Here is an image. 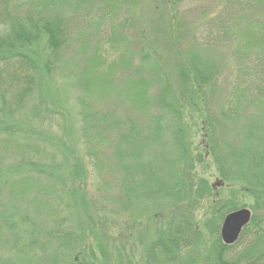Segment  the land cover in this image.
Returning a JSON list of instances; mask_svg holds the SVG:
<instances>
[{"label":"trees","instance_id":"1","mask_svg":"<svg viewBox=\"0 0 264 264\" xmlns=\"http://www.w3.org/2000/svg\"><path fill=\"white\" fill-rule=\"evenodd\" d=\"M163 1L168 7L169 50L161 51L162 55L153 49L157 47L153 43V48L149 43H136V46L131 43L130 35L133 30L130 29L134 28L137 20L131 10L138 5L139 0H0V117L26 110L28 127L37 132L36 136L30 135L25 141L27 145H22L23 155L18 160L20 164L11 170L14 172L12 175L19 174L10 184L12 199L34 190L37 196L31 203L35 206V214H40L45 209L59 214L61 210L71 206L77 211L82 210L89 218L86 221L89 223V232L100 237L102 232L99 224L104 221L95 219L93 211L96 214V210L102 209L98 206V195L102 191L111 190L110 180L120 179L126 182V188L123 189L127 191L130 200L128 205H132L130 198L136 192L135 196L144 201L172 198L171 208H175L179 196L172 191L176 190L177 182H162L154 190L146 182H135L134 178L141 174L143 180L152 181L157 174L156 170L161 172L165 169L170 172L169 175L194 176L196 166L203 165L206 161L204 153L195 152L198 147H208L219 163L218 170L222 179L229 177L228 168L232 167L251 173L255 178L264 176V0H217L211 6L206 5L197 15L194 10L182 15L178 13L184 0ZM200 7L203 5L197 8ZM149 8L148 6L146 10H150ZM156 11L159 13L157 9ZM161 12L156 16L160 24L166 20ZM189 17L198 20L199 24L191 23ZM141 19L144 23H141ZM141 19L139 17L137 23L145 26L142 33L146 31L151 35L143 14ZM207 23L214 26V29L211 27L214 47H201L197 38V33H201ZM158 25L154 22L153 27ZM73 41L78 43L75 53L82 60L81 71L76 74L75 80L80 93L75 99L79 105L76 115L81 122L77 135L79 133L80 143L87 151L90 176H86V162L78 154L74 161L68 157L76 153L75 141L78 138L74 131L75 115L65 106L67 96L60 92L56 80H52L54 77L37 78L41 70L49 74L55 69V63L67 61L62 58H65L64 52L72 48ZM41 44L44 45L42 49L45 47L48 52L46 61L38 57ZM221 47L223 51H231L234 58L233 78L226 81L228 86L225 91L218 85L223 74L220 73V61L215 58L220 55L215 53ZM150 48L157 54L153 56ZM173 57L174 67L179 72L177 89L172 87V80L168 79L163 68L173 65ZM78 59L75 58V61ZM152 61L155 66L151 65ZM145 72H148V77L144 75ZM7 78L10 80H3ZM206 88L209 89V102L205 100ZM154 89L159 95L152 97L150 93ZM93 100L95 103L100 102L98 108ZM187 110L193 111L190 116L196 117L195 124L185 122ZM50 111L63 113L65 123L62 125V134L55 135L47 131L53 129L51 126L54 117L49 114ZM250 111L254 115H251L247 124L250 127L248 130L254 133L251 137L255 142L248 141L254 144L245 143L236 147L232 143H225L226 150L223 154L219 152L216 132L227 134L229 127L240 123L246 117L244 112ZM199 122L202 124L200 132H203L204 137L195 148L192 146V139L194 128ZM0 123L3 122L0 120ZM8 130L4 127L0 131L5 134L1 139L3 151L9 150L12 136L22 138L20 131L15 135V130H12L10 135ZM169 134L173 136V142L169 144L167 140L169 146H166ZM49 143L57 144L54 146L59 149L61 157L48 153L50 158L45 159L47 161H35L33 151L45 149L42 144L47 146ZM65 152L69 154L66 156ZM144 153L150 157L145 159ZM48 155L45 154L46 157ZM1 162L0 159V191L10 181H7L9 176L4 171L9 165ZM26 172L32 174L26 176ZM4 177H7L6 181L3 180ZM48 177L50 179L45 182L44 179ZM53 179L60 181L63 186L68 184L66 192L61 191ZM180 182H183V190H186L193 201L212 193L211 185L215 184L202 178L199 179L200 186H196L197 188L194 184V187L188 184L186 188V180L183 178ZM83 183L87 188L90 185V190L98 193L89 197L86 195L87 189L80 185ZM262 192L264 191L252 190L251 194H258L257 198L261 200L264 194ZM215 194H210L211 199L213 197L212 201L218 202ZM184 196L186 195L183 193L182 197ZM226 202L232 205L228 213L245 206L237 205L232 198ZM226 207L227 205L223 206ZM5 211L0 213V235L4 232V226L8 228L10 219L9 214L2 219ZM26 220L29 221L30 218H25ZM82 223L80 234L73 236L69 232L59 231L58 226L54 227L46 232L49 236L46 242H39L33 230L28 232L25 241L22 240L19 234L26 232L20 231V227L12 235L14 238L8 246H0V264H20L17 260L19 254H28L34 246L46 249L41 264H60L62 255L58 249L69 245L68 242L74 241L76 236L77 241L87 239L89 234L86 233V224ZM175 224L170 228L172 236L168 239V251H190L188 258L179 264H264V250L259 247L258 242L254 244L255 247L249 245L245 251L232 258L230 254L232 250L236 251L235 246L240 242L226 245L220 238L199 247L202 244L199 238L201 230L194 223H189L188 227L185 220ZM189 229L193 232L188 235ZM54 237L58 240V247L52 244ZM154 245L156 244H151L148 248L153 251ZM6 247L14 253L9 260L1 256ZM100 249L103 250V247ZM86 252L94 257L91 249L89 252L86 248ZM151 259L154 260V255ZM171 259L177 262L175 257ZM116 262L123 264L119 256ZM73 264L79 262L75 261Z\"/></svg>","mask_w":264,"mask_h":264},{"label":"rangeland","instance_id":"2","mask_svg":"<svg viewBox=\"0 0 264 264\" xmlns=\"http://www.w3.org/2000/svg\"><path fill=\"white\" fill-rule=\"evenodd\" d=\"M213 2H217V0H184L181 6L178 8V13L182 15L184 13H188L191 10H194V13L196 12L195 14L197 15L201 13V10L204 9L206 5L211 6ZM200 5H203V7L197 8ZM148 6L150 7V10L147 11L146 9H148ZM156 9L159 11V13L162 11L161 14L166 17L165 21H161V24L160 20L156 17L157 15H159ZM167 10V4L163 0H139L138 5H136L135 8H132L131 13L137 20L139 19V17L141 19V16L143 14L144 18L147 19L146 21L148 23L151 35L146 33V31H144L143 34L142 30L145 29V26L143 24H138L136 20L134 28L130 29L133 30V34L130 35L131 43L134 44V46H136V43H149L151 48H153L151 44L153 43L157 46L153 49L158 50L161 54V51H168L169 26L168 16L166 12ZM123 13L121 14V18L124 17ZM209 18L212 19V17ZM188 19L191 23L199 24V21L195 20L193 17H189ZM154 22L158 23L159 25L153 27ZM141 23H144L142 22V19ZM211 27L212 29H214V26H211L207 23V29L204 28L201 33L200 31L197 33V38L200 41L201 47H205L208 45H210V47H214L212 45L215 40L213 39V35L211 33ZM42 45L43 44H41V48L38 49V57L42 58L43 61H46L48 52L45 47L44 49H42ZM77 46L78 43L73 41L72 48L68 52H64L63 57L65 58H62V60L67 61L60 62L59 64L55 63V69H53L49 74L41 70L39 72V75H37V78L54 77L52 80H56L55 82L57 83L58 88H60V92L67 96L65 106L69 111H71L73 115H75L74 131L76 132L75 135L78 140L75 141L76 153L68 155L69 153L67 154V152H65V155H68L69 159L74 161V157L78 154V156H80V159L86 162V176H90V171L88 172L87 169V151L84 145L80 143V138L78 137L79 133L77 135V132L80 131L81 122L80 118L76 115L79 105L77 104V101L75 102V99L77 98V96H80V93L77 90L75 80L76 74L79 73L82 68V60L81 58H79V60L77 57L78 54L76 55L75 53V49L77 48ZM151 48L150 52L154 56V54H157V52H154ZM134 49L137 50V48ZM216 51L217 52L215 53V55H220L215 56V58L220 61V73L223 74L218 82V85L220 84V88L225 91V88L228 86L226 81L228 79L232 80L233 78L232 70L234 69V66L232 65L234 64V58L232 57L233 55L231 54V51H223L222 47ZM75 58L78 60L75 61ZM70 59H73V61H70ZM151 65L155 66L153 61ZM174 65L175 57H173V65L163 66V68L168 74V79L170 78V80H172V87L174 89H177V82L179 83L177 76L179 72L174 67ZM57 66H59L60 68H57ZM224 67L226 68L224 69ZM144 75L148 77V72H145ZM3 80L9 81L10 79L7 78ZM158 90L159 88H157V91ZM157 91L155 89L152 90L150 96H158L159 92ZM205 92L207 93L205 94V100L209 102V89L206 88ZM92 102L96 106V108H98L100 102L95 103L94 100ZM117 104L120 103L118 102ZM49 107L52 109V111H54L53 107ZM152 108L154 107H151V109ZM52 111H50L49 114L54 117L51 126V128L53 129H49L47 131H51L55 135L62 134V125L64 126L65 117L60 111H58L59 113H52ZM153 113L155 114V112ZM192 113L193 111L189 112V110H187V116L185 117V122L191 125L195 124L196 120V117L192 118L190 116ZM244 115H246V117L244 119H241L240 123H237L236 126L232 125L229 127L227 134L224 135L220 131L219 134L216 132V142L219 144V152H221L222 154L226 150V145H224L225 143H232V145L240 147L245 143H249L248 139L255 142V140H253L252 138L254 133L251 132V130H248L250 129V127L247 124L251 115H254V112H244ZM132 119H134V116L132 117ZM0 120L3 122L0 123V131L4 127L5 129H9L7 133L10 135H12V130H15V135L20 131L22 137L17 139L18 135L14 137L12 136V138L10 139L12 140V143L9 147V150L3 151V146H1V142L3 141H1V139L4 138L5 134L0 133V159L4 164L9 165L8 167H5L4 171L5 175L7 174L9 176V179H7V181L10 180L6 183V185L3 186V189L0 191V213L1 211H5V209H7L4 212L6 214H4V216L2 215V219H4L7 214H9V218L11 219L8 220V228H5L4 226V232L0 235V246L4 245L2 247L8 246L10 240L14 238L12 235H14L16 233L15 231H17L20 227V231L26 232L24 234H19L22 237V240L25 241V238L29 234L28 232L33 230V233L35 234L34 236H38L37 238L39 242H46L47 238L49 237L48 235H46V232L53 230L56 226H58L57 229L59 231L63 230V232H69L72 234V236L79 235L80 231L82 230L81 227L83 226V221L86 224V233L89 234L87 239L84 240L83 238L82 240L77 241L78 237L76 236L74 241L72 240L68 242L69 245L63 246L60 250L58 249V251L62 255L60 264H73L75 263V261L79 262V264H119L116 262L118 256L122 258L123 264H179L182 260L188 258V255H190V251H177L175 249H172L173 251H168L170 250L168 249V247H170L168 245V239L172 236V232H170L172 224H178L181 223L182 220H185V222L188 223V227L189 223H194L195 226H197V228L201 230L199 238L202 244H200L199 247L205 246L204 244H210L212 241H215L217 239H222V222L226 217L225 215L228 214V210L232 206L229 205L226 200H230L232 198L233 201L237 203V205H245L242 207H247L251 211L252 220L242 232L240 236L241 239L238 241L240 243L235 246L236 251L232 250L233 252L230 255H232V258H235L240 253L245 251L249 245L255 247L254 244L257 242L260 245L259 247L264 250V194H262L261 200L257 198L259 196L258 194H251L252 190L255 192H258L259 190L264 191V176L261 175L260 177L255 178L251 175V173L249 174L248 172H244L240 168L236 169L232 167L228 168V171H230V173L228 174V178H220L221 174L218 170L219 163H217L213 154L209 152L208 147L206 149L198 147L204 137V135H202L203 132H200V130L202 129L201 122H199V125H197V127L195 126L196 128H194L195 134L193 135L192 146L195 148L198 147L196 151L194 150L196 153H204L206 161L202 163L203 165L196 166L194 176L192 174H187L188 176L186 177H182L178 174L169 175L170 172L165 169V171L162 170L161 172L156 170L157 174L153 176L152 181L146 179L143 180L144 177L141 176V174L136 175L134 178L135 182H146V184H148L147 186L154 190L157 185L161 184L162 182H177L178 185H176V190L172 191L174 192V194H176V192L178 193L177 197L179 196V198L176 201V203H178L177 206L175 208H171V206L173 205V203H171V201H173L172 198H159L155 201H144V199H139L137 196H135V191V193L133 192L134 195H131L130 198L132 201V205H128V202L130 200L128 199L127 191L125 192V189H123L126 188V182H122L120 179H117L116 181L110 180V182L112 183L111 190L102 191L98 195V206L102 209L96 210L97 215L93 211V216L95 217V219L97 218L98 221L99 219L102 222L104 221L103 224H99L102 232L99 237L94 232H89L90 229H88L87 227L89 223L86 222L89 221V218L82 210L77 211V209L71 206L70 208H64L63 210H61L59 214H53L50 210L47 211L46 209L40 214H35L33 212L35 206H32L31 203V200L35 196H37V194L34 193V190L29 191L25 196H17L16 199L11 198L10 184H12V181L14 179L16 180L19 177L18 173L12 175L14 172H12L11 170L16 168V165L20 164L18 160L23 155V150H21L22 145H27L25 141L30 138V135L36 136L37 132L28 127V115L26 110L10 116H1ZM38 129L44 131V129L41 127H39ZM167 136L169 137H166L165 145L169 146V144L173 142V136L170 134ZM167 140L169 141V144H167ZM54 145L50 143L47 146L42 144V146H45V149L40 148L39 150H34L33 156L35 161H47L45 159L50 158L48 153H50V155L53 153L57 156V158L61 157L59 149H57ZM44 150L46 151L44 152ZM158 150H160V148H158ZM27 153L29 154V152ZM45 154H47L48 156L46 157ZM143 156L145 157V159H148L150 157L147 153H144ZM168 157H172V155H168ZM167 169L169 170V168ZM233 169L234 171H231ZM27 174L32 173L26 172L25 175L27 176ZM62 175L64 176V179H66V176L64 174ZM6 178L4 177L3 180L6 181ZM41 178H44V176H41ZM183 178L186 180V188L188 184L193 187L194 185L195 187L200 186L199 179L202 178L206 179V181L209 183L214 182L215 184L211 185V190L212 193H216L215 195L218 196V202L212 201L213 197L211 199L210 196V194L212 193L206 194L203 198L197 197V199L193 201L191 199L192 197L186 194V190H183L185 189V187L181 185V183L183 184V182H180V179ZM49 179L50 178L48 177V179H44V181L48 182ZM52 181L56 182L58 188L63 192H66V188L69 187L68 184H66L65 186L61 185L60 181L57 182L54 179ZM220 181L222 182L220 183ZM259 181L262 183H259ZM80 185L84 189H87L86 195H88L89 197H91L93 193L94 195L98 193L93 189L90 190V185L88 186V188L87 186H85V183ZM183 193L187 197H182ZM39 196H42V194H40ZM56 196L59 197L57 194ZM106 196H109V198L106 199ZM139 205L143 206L140 207ZM224 205H227V207L223 208ZM2 208L4 209L1 210ZM25 218H30V220L25 221ZM97 231L100 232L98 229ZM189 232L192 233L193 231L189 229L187 231L188 235ZM157 242H160L161 244ZM52 244L58 247V240L55 237L52 240ZM151 244H156L153 247L154 254L153 251L148 248V246ZM55 246H52L53 249H55ZM101 246L103 247V250L100 249ZM86 248L89 249V252L90 249L93 251V258L86 252ZM82 251L85 252L82 253ZM44 254H46V249H38V247L34 246L28 254H19V259L17 258V260L20 264H41L40 262L42 259V255ZM11 255H14V253L9 251L6 247L1 256L2 258L8 259L9 257H11ZM152 255H154V260L151 259ZM172 257H175L177 262L171 261Z\"/></svg>","mask_w":264,"mask_h":264},{"label":"water","instance_id":"3","mask_svg":"<svg viewBox=\"0 0 264 264\" xmlns=\"http://www.w3.org/2000/svg\"><path fill=\"white\" fill-rule=\"evenodd\" d=\"M251 218L252 215L248 208L230 212L225 218L221 229V237L224 243L232 245L237 242L243 228L251 221Z\"/></svg>","mask_w":264,"mask_h":264}]
</instances>
